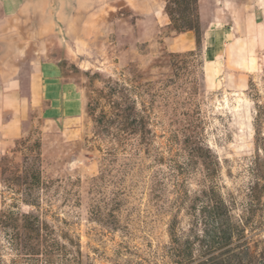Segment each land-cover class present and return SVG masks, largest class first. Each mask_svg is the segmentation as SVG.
I'll return each instance as SVG.
<instances>
[{"label": "rangeland", "instance_id": "obj_1", "mask_svg": "<svg viewBox=\"0 0 264 264\" xmlns=\"http://www.w3.org/2000/svg\"><path fill=\"white\" fill-rule=\"evenodd\" d=\"M66 1L13 39L78 107L0 134V264H264L262 54L218 76L207 55L228 0Z\"/></svg>", "mask_w": 264, "mask_h": 264}, {"label": "crops", "instance_id": "obj_2", "mask_svg": "<svg viewBox=\"0 0 264 264\" xmlns=\"http://www.w3.org/2000/svg\"><path fill=\"white\" fill-rule=\"evenodd\" d=\"M248 3L228 0L218 4L220 12L208 29L206 41L209 60L218 61L217 76L223 66L236 74L249 72L250 58L256 52H261L264 66V21L257 19L260 10L248 13ZM261 9L259 13L264 16V8ZM0 13V44L5 47L0 53V134L16 138L23 132L25 118L32 107L47 101L54 109L61 103V111L78 106L69 84L59 78L61 68L56 62L34 57L27 63L29 71L26 74L25 65L14 67L10 61L13 53L20 56L25 53V49H16L13 41L20 38L18 28L21 24L28 22L35 26L37 23L39 27H34L31 33L34 36L40 34L41 26L52 23L44 15L41 3L36 0H0Z\"/></svg>", "mask_w": 264, "mask_h": 264}, {"label": "water", "instance_id": "obj_3", "mask_svg": "<svg viewBox=\"0 0 264 264\" xmlns=\"http://www.w3.org/2000/svg\"><path fill=\"white\" fill-rule=\"evenodd\" d=\"M42 5L43 13L50 19V14L52 9H59L62 7V4L67 2L66 0H36ZM69 1V0H68ZM80 2V1H79ZM4 45L0 44V53L4 51Z\"/></svg>", "mask_w": 264, "mask_h": 264}]
</instances>
